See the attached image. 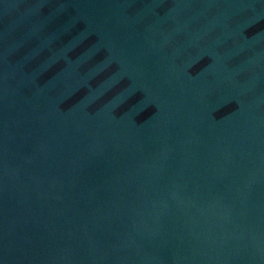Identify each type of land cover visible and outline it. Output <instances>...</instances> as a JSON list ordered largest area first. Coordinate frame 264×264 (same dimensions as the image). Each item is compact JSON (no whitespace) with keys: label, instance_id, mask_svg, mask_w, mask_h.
I'll return each instance as SVG.
<instances>
[{"label":"water","instance_id":"obj_1","mask_svg":"<svg viewBox=\"0 0 264 264\" xmlns=\"http://www.w3.org/2000/svg\"><path fill=\"white\" fill-rule=\"evenodd\" d=\"M0 264H264V0H0Z\"/></svg>","mask_w":264,"mask_h":264}]
</instances>
